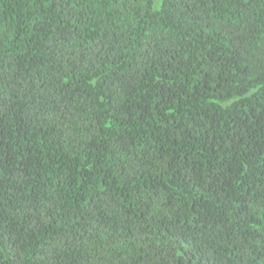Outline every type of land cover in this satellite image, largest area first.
<instances>
[{
	"label": "trees",
	"instance_id": "trees-1",
	"mask_svg": "<svg viewBox=\"0 0 264 264\" xmlns=\"http://www.w3.org/2000/svg\"><path fill=\"white\" fill-rule=\"evenodd\" d=\"M0 264H264V0H0Z\"/></svg>",
	"mask_w": 264,
	"mask_h": 264
},
{
	"label": "rangeland",
	"instance_id": "rangeland-1",
	"mask_svg": "<svg viewBox=\"0 0 264 264\" xmlns=\"http://www.w3.org/2000/svg\"><path fill=\"white\" fill-rule=\"evenodd\" d=\"M162 0H152V6L158 8Z\"/></svg>",
	"mask_w": 264,
	"mask_h": 264
}]
</instances>
